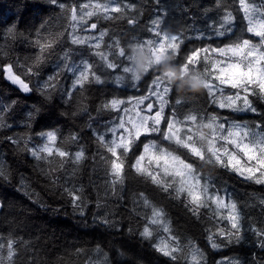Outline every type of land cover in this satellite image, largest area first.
<instances>
[{"label": "snow or ice", "instance_id": "1", "mask_svg": "<svg viewBox=\"0 0 264 264\" xmlns=\"http://www.w3.org/2000/svg\"><path fill=\"white\" fill-rule=\"evenodd\" d=\"M60 10L61 15L56 17V21L64 19L67 26L63 31L52 32L53 18L49 17L42 21L29 34V42L35 48L36 54L32 57L33 63L24 66V72L14 71L15 66L11 63L0 65V73L11 84L18 87L24 94L35 92L42 101L40 106H34L26 115L25 127H31L34 121L40 119L41 110L44 104L54 101L57 94L61 96L65 103L70 104L75 100L76 110L71 113L62 112L61 115H71L73 118L82 114L87 115L89 120L93 117L85 103L86 88L93 84H103L105 81L97 73V65L90 58H85L83 54L78 61L72 59L75 48H88L90 56H98L104 67L110 70L120 69L121 64L109 59V54L101 50L104 38L108 35L106 29L99 30L98 24L89 20L98 15H103L104 19L112 20V13L122 14L128 8H135V5L125 4L122 0H106V2H82L66 4L61 0H45ZM238 10L242 13L243 27L242 34L234 31L236 17L231 11L224 9L223 15L211 24V31L207 34L198 33L197 39L228 38L229 42L221 46H207L194 48L189 55L183 58L179 64L184 72L193 70L194 66L204 64L202 72V87L205 92V103L196 111H189L182 118L178 117L173 109L170 117L164 116L165 106L169 103V97L174 88L170 83L168 74L159 71L152 72L150 84L145 95L132 98L135 106L126 107V101L120 98H111L101 106L118 113L117 117L104 125V130L93 129L89 124L88 128L93 133L95 141L104 149L108 155H100L99 159L104 162L105 175L111 177L108 184L115 189L117 184L122 185L125 179V166L128 154L133 151L137 142L142 144L141 151L133 159L130 169L137 175L146 178L157 188L168 193L174 189L176 197L184 195L188 198L186 210L195 218L199 219L200 208L215 206L216 218L224 220L227 227L217 228L208 236L209 246L213 250H220L232 244L240 245L251 241L253 247L264 250V222L247 223L242 218L238 205L234 200L226 199V195H221L219 190H214L215 186L210 180H205L204 176L197 171V161L207 164H218L222 167H231V170L238 173L245 180L254 181L256 184H264V112H260L258 107L250 97L264 99V0H235ZM157 11L154 18L150 19L148 32L153 38L139 42L140 46L147 47L154 57V62L159 63L168 55L177 54L183 43V33L170 34L162 29L167 19V5L161 0H154ZM218 4L223 7L221 0ZM40 7V5H35ZM13 17L9 16L5 20L7 25L6 34L15 36L17 34L19 19L9 23ZM129 25H136L138 20L135 17L127 19ZM83 33V34H82ZM258 38V40L252 39ZM68 45L62 49L63 55L58 57V62L48 73L42 71L46 63V54H54V48L60 43ZM112 47V45H109ZM118 49L114 55L129 61V57L124 48L119 47V42H115ZM209 53L216 56V59L209 60ZM131 69L128 66L122 67V72L129 74ZM150 72V71H149ZM31 77H36L35 84ZM68 77L70 83L65 87L61 81ZM125 77L116 75L114 83L122 84ZM132 81L138 83L139 76L131 77ZM135 86V84H134ZM224 87L236 90L233 95L223 96ZM219 94V97H218ZM145 101H148L145 103ZM159 107L153 114L156 102ZM17 101L12 100L7 105H0V128L12 127L4 118L15 106ZM176 104L181 100L177 98ZM218 108H228L236 112H251L261 119L249 125L247 122L227 120L221 122L215 114L201 116L207 105ZM242 105V106H241ZM162 122L166 127L161 128ZM211 128L212 134L207 140L205 147L193 132L197 126ZM43 143L39 145L21 146V138L16 136H6V142L17 146V150L31 155L39 162H46L57 171L64 167L66 163L73 165V174L78 166L88 159L85 149L81 146L74 154L59 146L58 137L54 131L36 133ZM159 135L162 143L175 144L178 148H183L192 160H188L167 147H163L156 140L143 142L142 137ZM31 139V137H29ZM73 141L80 139L79 134L71 136ZM234 147L243 153L249 162H254V166L246 168L239 167L240 161L230 147ZM55 158H59L58 160ZM91 159L96 160L93 156ZM39 174L45 178L44 187L55 194V188L60 182L59 177L53 178L43 167H39ZM168 177L169 179H164ZM12 173L0 163V182L9 183ZM21 190L32 203L33 196L39 197V193L33 190L29 193L24 189L23 178L20 183ZM82 189L62 185V194L68 197L67 202L79 216H85L84 197ZM145 208L151 209V215L145 216L146 224L139 232L142 239L151 240L153 231L151 225H159L161 230L167 234L165 239L156 242L153 240L152 246L156 252L169 258L173 264L180 259H184L185 264H207L206 253L196 244L189 242L190 252L182 255L184 247L180 238L173 234L170 222H166L165 212L162 208L153 204L145 193H139ZM264 205V200L260 201ZM6 202L0 200V215L6 219ZM221 210H226V215ZM92 223L103 227H115L114 222L106 216H94ZM132 230L129 229V232ZM251 233V236L246 234ZM217 240L220 243H217ZM25 250L31 248L30 241L17 237L9 233L7 237L0 235V264H41L39 254L33 249L31 256H26L24 260L19 259L20 247ZM97 252H101L99 246ZM84 249H76V254L84 253ZM255 256V253L253 254ZM101 264H108L107 258ZM215 264H241L239 260L232 257H222ZM256 264V261H253ZM264 264V262H262Z\"/></svg>", "mask_w": 264, "mask_h": 264}, {"label": "trees", "instance_id": "2", "mask_svg": "<svg viewBox=\"0 0 264 264\" xmlns=\"http://www.w3.org/2000/svg\"><path fill=\"white\" fill-rule=\"evenodd\" d=\"M61 2L70 5L88 2V0H61ZM91 2L94 3L95 0H91ZM100 2L103 3L106 0H100ZM122 2L135 5V8H128L122 14L112 13L113 17H118L112 20L104 19L103 15L91 18V22L99 21L101 23L100 30H107L108 35L107 38H104L101 50L109 54L110 60L115 61H118L115 59L117 55H114L118 51L115 42L118 41L119 47L124 48L128 53L129 44L140 47L139 42L153 38L147 29L150 19L154 18L157 11L154 0H122ZM221 2L223 7L218 4V0H161L162 4L168 6L167 19L162 25V29L168 33L169 31L183 33L186 40L183 43L187 45L182 52L186 53L189 51V45L192 46L195 43L193 39H197V34L209 33L211 24L223 15L226 8L236 17L234 31L237 34H242L240 32L243 27L242 13L238 10V4L235 0H221ZM35 5H40V7H35ZM60 15V10L48 5L45 0H0V65L11 63L15 66L14 71L22 74L24 66L33 63L32 57L37 51L31 46L28 34L49 17L53 18V34L63 31L67 22L64 19L56 21V17ZM9 16L13 17L9 23L16 19L20 21L17 34L14 37L6 34L5 20ZM131 17L138 20L134 26L127 23V19ZM212 39H197L200 41L198 48L214 45V42L218 43L222 38L213 37ZM227 42L229 40H225V43ZM67 47L68 45L61 41L54 48V54H46V63L42 69L44 73H48L51 68L55 67L58 57L63 55L62 49ZM73 47L72 59L76 61L77 54L81 52L82 48ZM83 56L92 59L87 50L83 52ZM95 58L100 59L98 56ZM100 75L105 82L88 86L85 92V103L93 117L92 120H89L88 116L84 114L75 118L71 115H61L62 112L71 113L76 110V102L74 100L70 104L65 103L57 94L52 103L43 105L40 119L34 121L31 127H25L27 113L34 106L42 104L41 98L35 92L22 93L17 86L11 84L0 73V105H7L12 100L17 101L12 110L4 114L6 122L12 127L0 128V163L4 164L5 168L12 173L9 183L0 182V200L5 201L7 205L6 219L4 215H0V235L7 237L9 233H12L18 238L22 237L30 241L31 248L25 250L23 246L20 247L19 259L24 260L26 256H31L35 249L39 254L41 264H101L105 258H107L108 264H173L169 258L156 252L152 246L153 240L159 242L160 230L154 229L151 240L142 239L139 236V232L146 224L144 217L151 215V209L145 208L139 197V193L143 192L153 204L164 210L166 217H168V213L172 216L176 226L171 224L173 234H175L176 228V233L183 237V255L189 254V242L191 241L206 253L207 264H215L222 257H232L239 260L241 264H253L254 260L256 264H262L264 250L253 247L251 241L240 245L232 244L222 247L220 250L211 249L208 236L214 233L217 228H221L220 224H225L222 227L226 228V221L218 220L216 213L206 208L198 209L199 219L191 213H189L192 215L190 216L181 206V204H188L186 198H182L181 202L173 195L169 199L174 202L163 203L161 199H166L164 197L168 196V193L163 192L146 178L135 174L130 169L134 157L141 150L131 158H129L131 153L128 154L123 184H117L115 189L108 184L111 177L105 175L104 162L99 159L100 155L108 154L95 141L88 125L91 124L93 129L102 131L104 124L101 123L99 128L97 120L109 122L119 114L103 109L101 106L111 98L127 96L128 90L117 85L110 86L108 82L111 73L108 80L104 79V74ZM179 75H181L179 79H171L174 88L171 97L174 105H178L175 103L178 97L182 104L179 107L173 106L169 112L171 113L173 109L175 111L182 110L183 115H186L189 111H196L204 105L205 92L202 84H192V73H186L183 76V71L180 69ZM30 79L35 84L36 77ZM69 83L68 77L61 81L62 86L65 87ZM230 112V110H222L209 104L200 115L203 116L205 113L209 115L214 113L217 115L230 114ZM245 116L239 118L251 119V116L247 118ZM259 119L261 118L259 117ZM46 131H54L57 134L59 146L70 153L74 154L81 146L85 149L88 159L78 166L74 174L73 165L66 163L63 168L53 171L52 168L58 167V165L50 166L46 162L36 161L31 155L18 151L17 146L4 139L11 135L21 138V146L24 144L39 145L43 141L36 133ZM76 133L79 134L80 139L73 141L71 136ZM93 156H96L97 159H91ZM184 157L192 160L187 156ZM196 164L199 165V162L197 161ZM39 167L46 169L51 177L61 178L55 188V194L45 189V178L39 174ZM226 170L228 172L224 174L223 178L226 182L220 183L221 186L216 185L214 190H219L221 194H231L237 201L245 199L251 209L242 211L245 212L244 220L247 223L264 222V205L260 204V201L264 200V184L247 186L248 189L259 192V194L251 195L243 186L249 184L251 180H245L238 173L231 172L229 168ZM22 178L25 190L29 193L35 190L40 194L39 197L33 196L32 198L37 201L36 203H32L24 194V190H21ZM65 183L68 187L83 190L84 217L79 216L73 210L67 202L68 197L62 194V185ZM214 183H216L215 179ZM235 190L239 198L234 196ZM94 216H106L114 222L115 227H103L92 223ZM129 229L132 231L129 232ZM246 235L250 237L251 233ZM217 243L220 241L217 240ZM97 246L100 247L101 252L96 251ZM78 248L84 249L85 252L77 255L76 249ZM176 264H185V261L182 258Z\"/></svg>", "mask_w": 264, "mask_h": 264}, {"label": "rangeland", "instance_id": "3", "mask_svg": "<svg viewBox=\"0 0 264 264\" xmlns=\"http://www.w3.org/2000/svg\"><path fill=\"white\" fill-rule=\"evenodd\" d=\"M252 39H254V40H258V38H255V37H252ZM193 41L196 42V45H197V43L199 42L197 39L195 40V38L193 39ZM141 53L145 54V55L148 57L147 61H145V65H144V67L147 66L149 59L151 60V61H150V64H156V63L154 62V57L152 56L151 52L148 51V52L146 53V50L141 49V50L136 51V52L134 53V56H132V58L130 59V64L128 65V67H129L130 69H131L132 67H134V66H140V56H139V54H141ZM130 56H131V55H130ZM120 59H121V58H118V60H120ZM214 59H216V56H215L214 54H213V55H209V60H210V61H211V60H214ZM166 61H167V58L162 59L160 62H161V63H165ZM97 67H99V66L97 65ZM99 70H100V68H99ZM203 71H204V64L201 63V64L197 65V68H196V74H195V79H196V81H198L199 84L201 83L202 78H203V77H202V72H203ZM147 72H149V70H147ZM172 76H173V74L170 73V74H169V77H170V83H171V77H172ZM130 83H131V79H130ZM134 84H135V86H134ZM149 84H150L149 81H142V80H140L138 83H136V82L133 81V88L128 92L127 96H125V97H123V98H120V99H123V100H126V99H128V98L130 99L132 95H133V96H136V97L141 96V94L138 95L139 91H140L141 89H146V90H147ZM171 85H172V84H171ZM172 86H173V85H172ZM235 91H236V90H234V89H231V88H228V87H224L223 96L227 97V96H229V95H233ZM172 94H173V93H172ZM172 94H171V95H172ZM171 95H170V97L168 98V99H169V103L165 106V109H164V116H165V117L171 115V113L169 112V105H170V103H171V101H172V100H171ZM218 97H219V94H218ZM250 99L253 100L255 106L258 107V109H259L260 112H264V99H260V98H257V97H250ZM147 102H148V101H145V103H147ZM180 105H181V104H180ZM134 106H135V101L133 102V104H132L129 108H132V107H134ZM241 106H242V105H241ZM158 107H159V102L157 101V102H156V105H155V107H154V109H153V114H154V112L157 110ZM219 109H222V108H219ZM222 110H230V111H232L231 109H228V108H223ZM175 113H176V115H177L178 117H180V118H182V117L184 116L182 110H178V111L176 110ZM240 113H243V112H240ZM214 114L217 115L216 113H214ZM237 115H238V113H236V114H228V113H224V114H223V113H222V114H219V115H217V116L220 118L221 122H223V121H225V120H227L229 123H231L232 121H241V122H247L249 125L255 123V122L259 119V117H258L257 115H255V114H253V113H251V112H244V115H246V116H245L246 118L249 117V116H251V119H250V120H248V119H245V120H244V119H241V118H239ZM255 118H256V119H255ZM260 118H261V117H260ZM100 122L103 123V124L105 125V124L109 123L110 121H109V122H106V121H100ZM162 125H165V124L162 122L161 126H162ZM103 130H104V129H103ZM103 130H102V131H103ZM212 131H213V130H212L211 128L207 127L206 124H205L204 126H197V127H195V128L193 129V132H194L195 135L199 138L200 143H201L202 145H204L205 147L207 146V140H208L209 136L212 134ZM147 139H149V137H148ZM137 143H139V142H137ZM137 143H136V145L134 146L133 151H132L131 154L129 155V158H131L133 155H135V153H137V152L139 151V147H138ZM157 143L160 144V145L163 146V147H167V148H169V150H173V151H175L177 154L182 155L183 158H185L184 156H187V157H188V155L186 154L185 150H184L183 148H178L175 144H169V143H167V142H164V143H165V144H164V143H161L160 141H157ZM166 144H169L170 146H169V145H166ZM228 147H230V150L236 154L237 159L240 161L239 167H241V168H246V167L243 166V165H248V164H252V165L254 166V162H249V161L247 160V157H245V156L243 155V153L239 152V150H237V149H235L234 147H231V146H228ZM179 149H182V150L184 151V153H180ZM139 153H140V152H139ZM139 153H138V154H139ZM138 154H137V155H138ZM185 159H186V158H185ZM199 162L203 164V166L201 167V169H202V170H206V171H208V172L206 173V175H204V172H203L200 168H198V166H197V171L200 172L203 176H206V179H205V180H210L211 183H212L214 186H216V185H220V183H221V184H224V183L226 182L225 179H223V178H224V174H225L226 172H228V171L226 170L227 167H222V166H220V165H218V164H207V163H204V162H201V161H199ZM199 167H200V166H199ZM241 177H242V176H241ZM214 178H215V180H216V183H214ZM164 179L168 180L169 178H168V177H165ZM261 185H262V184H256L254 181H251V182H249V184H244L243 186L246 188V189H245V188H244V189H245L247 192H249L251 195H252V194L255 195V194H259V192L255 191L254 189H248L247 186H261ZM220 186H221V185H220ZM173 195H175V197H176V193H175L174 189H171V190H169V192H168V196L164 197V198H166V199H161V201H162L163 203H168V202L172 203V202H174V201H173V200H170L169 198H170V197H173ZM221 195H226V197H227V194H221ZM228 196H230V199H231V200L234 199L231 195H228ZM234 196H235L236 198H239V196L237 195L236 190H235V192H234ZM183 197H184V195L180 196V197H179V199H180L179 201L182 202V198H183ZM186 197H187V196H186ZM176 198H177V197H176ZM186 199L188 200V198H186ZM234 200H235V199H234ZM235 201H236V203H237V205H238V209H239L240 212H241L242 218L245 219V217H246L245 212H242V211H244V210H251L250 207L247 205L245 199H243L242 201H237V200H235ZM185 205H186V204H181L182 208L186 211V213L189 214V212H188V211L186 210V208H185ZM206 209H208V210H210V211H213V212H215V213H216V211H217L214 205H213V206H210V207H206ZM221 211L224 212V213H226V210H221ZM189 215L192 216L191 214H189ZM164 219H165L166 222H170V227H171V224H174V223H175L174 220H173V218H172V216H171L169 213H168V217L165 216ZM174 226H175V224H174ZM175 227H176V226H175ZM151 228H152V231H153V235H154V229H158V230H160V235H161V237H160V235L158 236V241H160V240L166 238L167 234L164 233V232L161 230V228H160L159 225H151ZM171 229H173V228L171 227ZM176 231H177V229L175 228V234L180 238L181 245L183 246V237H182V235L179 236V235L176 233ZM182 255H183V253H182Z\"/></svg>", "mask_w": 264, "mask_h": 264}, {"label": "clouds", "instance_id": "4", "mask_svg": "<svg viewBox=\"0 0 264 264\" xmlns=\"http://www.w3.org/2000/svg\"><path fill=\"white\" fill-rule=\"evenodd\" d=\"M139 56H140V70L143 71L145 61H147L148 57L143 53L139 54ZM165 71L172 73L174 78H179V73L177 72V70L175 68L166 67ZM202 91H203V89H202Z\"/></svg>", "mask_w": 264, "mask_h": 264}, {"label": "flooded vegetation", "instance_id": "5", "mask_svg": "<svg viewBox=\"0 0 264 264\" xmlns=\"http://www.w3.org/2000/svg\"><path fill=\"white\" fill-rule=\"evenodd\" d=\"M86 50H87V52H88V49H85V48H82V49H81V52L77 54V60H76V61H78V60L80 59L81 54H83V52L86 51ZM95 60H96V59H94V58L91 59V61H92L94 64L96 63ZM141 91H142V92H141V95H145V94H146V89H144V90L141 89ZM168 117H170V116H168ZM164 127H166V125H162V126H161V128H164ZM151 138H152V139H155V140L162 141V138H161L159 135L151 136ZM143 139H144V138L142 137L141 140H143Z\"/></svg>", "mask_w": 264, "mask_h": 264}, {"label": "bare ground", "instance_id": "6", "mask_svg": "<svg viewBox=\"0 0 264 264\" xmlns=\"http://www.w3.org/2000/svg\"><path fill=\"white\" fill-rule=\"evenodd\" d=\"M145 33H146V32H145ZM141 34H142V33H141ZM141 34H140V35H141ZM141 37H142V36H141Z\"/></svg>", "mask_w": 264, "mask_h": 264}]
</instances>
